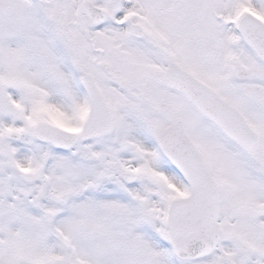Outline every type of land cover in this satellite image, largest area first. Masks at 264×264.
I'll return each instance as SVG.
<instances>
[{
    "label": "snow or ice",
    "instance_id": "1",
    "mask_svg": "<svg viewBox=\"0 0 264 264\" xmlns=\"http://www.w3.org/2000/svg\"><path fill=\"white\" fill-rule=\"evenodd\" d=\"M0 264H264V0H0Z\"/></svg>",
    "mask_w": 264,
    "mask_h": 264
}]
</instances>
